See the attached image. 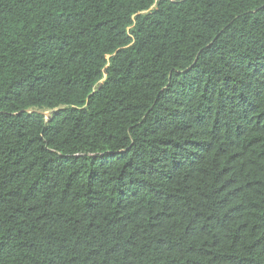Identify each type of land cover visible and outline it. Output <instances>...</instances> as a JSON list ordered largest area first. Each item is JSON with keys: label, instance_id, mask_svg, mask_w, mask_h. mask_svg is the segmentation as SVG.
Masks as SVG:
<instances>
[{"label": "trees", "instance_id": "trees-1", "mask_svg": "<svg viewBox=\"0 0 264 264\" xmlns=\"http://www.w3.org/2000/svg\"><path fill=\"white\" fill-rule=\"evenodd\" d=\"M0 264H264V0H0Z\"/></svg>", "mask_w": 264, "mask_h": 264}, {"label": "rangeland", "instance_id": "rangeland-1", "mask_svg": "<svg viewBox=\"0 0 264 264\" xmlns=\"http://www.w3.org/2000/svg\"><path fill=\"white\" fill-rule=\"evenodd\" d=\"M45 116H46V118H47V117L49 116V113H46Z\"/></svg>", "mask_w": 264, "mask_h": 264}]
</instances>
